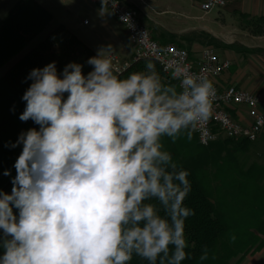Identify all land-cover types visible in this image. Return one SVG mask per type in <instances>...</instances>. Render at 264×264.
<instances>
[{"label":"clouds","instance_id":"clouds-1","mask_svg":"<svg viewBox=\"0 0 264 264\" xmlns=\"http://www.w3.org/2000/svg\"><path fill=\"white\" fill-rule=\"evenodd\" d=\"M108 0H101L105 10ZM125 22L128 17L121 18ZM110 46L58 73L53 61L26 79L22 122L38 125L22 145L11 192L0 190V264H182L189 173L173 142L209 119L215 87L176 66L165 83L155 65L117 74ZM3 175L11 176V170ZM235 240V237H232ZM207 259L206 249L199 257Z\"/></svg>","mask_w":264,"mask_h":264},{"label":"trees","instance_id":"trees-1","mask_svg":"<svg viewBox=\"0 0 264 264\" xmlns=\"http://www.w3.org/2000/svg\"><path fill=\"white\" fill-rule=\"evenodd\" d=\"M257 20L264 22V19ZM50 22L51 15L36 2L19 1L0 24V69L43 33ZM167 37L168 43L176 38ZM214 45L239 54L264 56L262 48L249 49L237 43ZM92 56L95 54L83 43L58 26L0 77V190L11 192V179L16 175L14 163L22 151V145L15 148L11 145L22 132L39 127L31 120L19 119L26 103L22 96L32 83L26 79L30 71L55 61L58 73H62L68 63L76 62L84 66L83 72L87 74L91 66L86 61ZM148 62L151 61L133 63L121 74L127 76L145 70ZM152 63L165 83L176 84ZM162 142L178 168L189 173L191 184L185 205L195 214L185 222L186 251L190 258L182 264H240L247 255L261 251L264 248V168L252 164L243 169L235 158L249 143L223 141L201 147L192 131L190 139L185 132L175 142L167 137ZM5 170H11V176L3 175ZM205 249L207 259L201 261L199 257ZM130 264H147V261L134 256Z\"/></svg>","mask_w":264,"mask_h":264},{"label":"crops","instance_id":"crops-1","mask_svg":"<svg viewBox=\"0 0 264 264\" xmlns=\"http://www.w3.org/2000/svg\"><path fill=\"white\" fill-rule=\"evenodd\" d=\"M19 1L0 0V24ZM120 1L138 12L140 23L156 42L165 44L170 41L168 35L174 36L192 62L198 60L206 47L215 51L220 62L228 61L230 68L220 80L215 81L220 87L234 86L264 99V56L239 54L214 45L237 43L249 49H264V45L250 47L244 44L257 38H252L246 30L234 25V21L240 18L264 19V0H228L224 9L206 16L198 10L203 0ZM36 3L51 15V22L14 60L0 69V77L58 26H63L95 55L98 49L110 46L111 56L121 61L131 57L132 49L125 30L108 12L92 5L90 0H38ZM260 40L264 41V36ZM238 110L239 115L232 114L235 119L249 120L247 110ZM240 264H264V248L256 254L247 255Z\"/></svg>","mask_w":264,"mask_h":264},{"label":"built area","instance_id":"built-area-1","mask_svg":"<svg viewBox=\"0 0 264 264\" xmlns=\"http://www.w3.org/2000/svg\"><path fill=\"white\" fill-rule=\"evenodd\" d=\"M90 3L101 8V0H90ZM227 3L228 0H203L198 5V10L202 16H206L224 9ZM105 11L125 30L132 49L128 60L121 61L112 56L117 74L123 73L133 63L151 61L157 64L166 76L171 77L175 67L180 65L206 76L213 82L216 91L210 117L195 129H191L201 147L223 141L253 143L263 134L264 99L234 86L220 87L216 84L215 81L220 80L230 68V63L220 62L212 48H204L198 60L192 62L186 50L172 44L160 45L153 40L148 30L140 23L138 12L127 7L122 1L108 0ZM124 16L128 17L127 22L121 19ZM173 81L178 85L179 81ZM240 108L247 110L249 120L242 121L232 116L233 113L239 115Z\"/></svg>","mask_w":264,"mask_h":264},{"label":"rangeland","instance_id":"rangeland-1","mask_svg":"<svg viewBox=\"0 0 264 264\" xmlns=\"http://www.w3.org/2000/svg\"><path fill=\"white\" fill-rule=\"evenodd\" d=\"M234 25L246 30V32L252 38H257L249 40L244 44L250 47L264 45V41L260 40V37L264 36L263 21H259L257 19L240 18L234 21ZM168 44H172L179 48L181 47L177 39H173L172 42ZM189 131L191 132V129ZM228 148H230V146ZM235 156L238 165L243 169L249 168L252 164H256L264 168V132L255 142L249 143L247 149L244 152H240ZM231 264H233V262Z\"/></svg>","mask_w":264,"mask_h":264},{"label":"water","instance_id":"water-1","mask_svg":"<svg viewBox=\"0 0 264 264\" xmlns=\"http://www.w3.org/2000/svg\"><path fill=\"white\" fill-rule=\"evenodd\" d=\"M244 46V45H243Z\"/></svg>","mask_w":264,"mask_h":264}]
</instances>
